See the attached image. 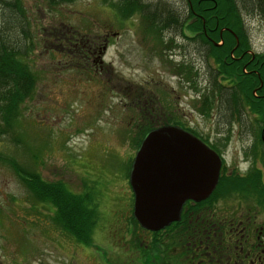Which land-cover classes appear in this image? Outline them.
I'll return each mask as SVG.
<instances>
[{
    "label": "rangeland",
    "instance_id": "obj_1",
    "mask_svg": "<svg viewBox=\"0 0 264 264\" xmlns=\"http://www.w3.org/2000/svg\"><path fill=\"white\" fill-rule=\"evenodd\" d=\"M115 1L72 0L46 7L43 0H21L33 44L22 62L35 80L11 127L0 122V264L161 262L153 253L140 257L136 252L140 240L136 234L144 233L136 226L127 232L132 195L126 171L143 135L140 129L170 120L208 134L212 121L209 111L204 115L194 109L187 79L178 80L170 65H164L169 53L178 59L176 46L184 39L176 33L172 38L174 33L167 29L144 27L135 13L120 15ZM142 1L184 11L182 0ZM242 3L248 5L246 0ZM241 14L252 50L264 51V18ZM67 31L78 36L109 34L101 72L80 66L63 53ZM164 41L169 49L162 54ZM200 67L199 94L209 79L207 65L202 61ZM156 81L169 91L167 97L168 91L153 87ZM149 111L158 114L147 117ZM237 143L232 137L226 148L229 157ZM28 175L91 197L98 220L89 245L56 225L51 203L35 195Z\"/></svg>",
    "mask_w": 264,
    "mask_h": 264
},
{
    "label": "flooded vegetation",
    "instance_id": "obj_2",
    "mask_svg": "<svg viewBox=\"0 0 264 264\" xmlns=\"http://www.w3.org/2000/svg\"><path fill=\"white\" fill-rule=\"evenodd\" d=\"M172 33H174L171 35L172 38L176 33L184 40L183 43L178 42L176 46L178 59L174 58L175 54L169 53L163 58L164 65H170L172 75H176L178 80L187 79L188 85L193 88V95L190 98L194 99L193 107L196 112L200 111L199 72L202 61L209 68L208 75L214 77L224 90L218 97L212 87L213 93H210L211 103L208 107L212 126L208 134L197 132L179 121L166 124H175L186 130L197 140L202 141L208 150H212L219 160L218 173L215 184L207 196L200 201L189 199L183 201L179 219L161 230L151 232L129 222L128 233L134 229L132 226H136L140 233H144L143 236L136 234L140 238L137 241L136 252L140 256L148 253L160 256V264H167L169 260L175 261L176 264H264V137H262L264 126L259 129L254 124L258 116L249 111L245 104V95H237L238 99L235 102L226 95L225 87L230 86V83L227 85L223 83L228 82V79L222 80L221 75L216 74L214 63L210 64V59H213L205 53V42L209 43L214 33L212 31L202 33L199 30ZM219 34L217 31V35ZM108 35L103 33L100 36L98 34L78 36L69 33L64 37L60 36L66 43L61 48L74 63L99 73L104 66L102 50ZM246 42L247 47H239L234 53L237 49L235 45L233 48L235 50H229L228 54L239 60L242 65L240 73L245 75L251 73L256 76L258 87L252 89L251 95L256 97L258 106L262 108L258 119L263 121L264 51H253L249 44V36ZM164 43L160 47L162 54L169 49L167 43ZM248 65L252 68L248 69ZM161 85L156 81L153 87L160 86L163 89ZM169 94L168 91L164 96L167 97ZM176 97L178 98L177 95ZM155 99L157 100L156 97ZM157 114L149 111L147 117H156ZM160 115L172 117V114ZM162 124L165 123L149 124L151 125L149 128ZM232 137H236L239 144L237 143L229 157L226 148Z\"/></svg>",
    "mask_w": 264,
    "mask_h": 264
},
{
    "label": "trees",
    "instance_id": "obj_3",
    "mask_svg": "<svg viewBox=\"0 0 264 264\" xmlns=\"http://www.w3.org/2000/svg\"><path fill=\"white\" fill-rule=\"evenodd\" d=\"M70 1L72 0H43L46 7H57V5ZM182 1L184 6L182 13L179 10H170V8L162 9L167 7L165 3L161 5L159 2L149 4L142 0H116L113 5L120 15L135 13L143 21L144 27L154 28L157 31H162V29L171 32L199 30L203 33L212 31L214 37L211 36L212 39L209 43L205 42V53L213 59V67L217 69L216 74L221 75L222 80L228 79V82L223 83L225 85L230 83V86L225 89L226 95L231 97L232 102L238 99L237 95L239 94L246 96L245 104L250 112L258 116L254 124L260 129L262 125L264 126V115L263 121H259L262 108L258 106L256 97L251 95L252 89L258 87L256 76L251 73L247 75L240 73L242 65L239 60L229 56L228 51L235 45V49H237H233L234 53L239 47L248 46L246 42L248 34L241 12L256 13L264 18V0H246L248 5L242 3L243 0ZM24 10L25 7L21 0H0V122H3L6 127H11V123L15 122L20 111V103L30 96L34 88L35 77L28 66L22 62L25 54L33 48ZM217 31L220 32L219 35H217ZM69 33L73 35V32ZM10 35L15 36V39H11ZM235 37L237 41L234 42ZM247 68L251 69L252 66L248 65ZM212 87L215 90L214 94L218 97L224 90L218 81L209 75V79L203 87V93L199 94L201 98L199 109L204 115L209 111ZM168 122L171 121L166 120L162 123ZM149 126L151 125L140 129V133L143 134ZM262 137H264V131H262ZM28 177L29 186L36 193L35 195L51 203L56 225H59L67 233V236L69 235L78 243L89 245L90 234L98 220L97 208L91 203V197L85 193L75 194L59 182H44L33 175H28ZM129 222L135 225L131 215Z\"/></svg>",
    "mask_w": 264,
    "mask_h": 264
},
{
    "label": "water",
    "instance_id": "obj_4",
    "mask_svg": "<svg viewBox=\"0 0 264 264\" xmlns=\"http://www.w3.org/2000/svg\"><path fill=\"white\" fill-rule=\"evenodd\" d=\"M137 143L126 172L130 215L142 229L161 230L179 219L184 200L200 201L211 192L219 160L175 124L149 128Z\"/></svg>",
    "mask_w": 264,
    "mask_h": 264
}]
</instances>
